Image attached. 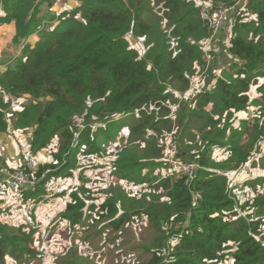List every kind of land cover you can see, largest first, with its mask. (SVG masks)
<instances>
[{
    "label": "trees",
    "instance_id": "trees-1",
    "mask_svg": "<svg viewBox=\"0 0 264 264\" xmlns=\"http://www.w3.org/2000/svg\"><path fill=\"white\" fill-rule=\"evenodd\" d=\"M36 1L0 0V23L14 27L16 40L26 37L37 23ZM75 1V10L34 47H27L25 59L3 64L0 133L9 127L4 118L5 95L16 100L28 97L31 103L15 112L19 118L10 123L14 129L31 131L28 146L33 153L58 136L52 162L39 165L34 174L36 180L45 181L47 173L70 176L79 167L80 157L100 154L97 135L91 130L98 122L126 115L135 118V125L124 129L131 138L151 129L164 136L170 130L160 127L173 123L182 133L174 147L176 157L198 165L192 182L176 170L178 176L173 179H154L167 192L165 201L132 198L127 206L110 195L97 206L85 207L73 193L65 208L70 224L83 220L88 209L108 217L107 224L115 230L135 226L138 218H144L156 243L146 264H264V196L257 189L264 179L246 183L256 195L238 205L230 182L220 174L241 172L260 153L256 147L264 140V93L256 88L250 94V88L264 77V0H247L242 11L238 7L242 0H199L200 4L197 0H161L160 6L153 7L141 0ZM218 2L232 8L220 30L226 25L230 28L227 42L219 37L220 31L210 40L209 17ZM129 38L143 40L142 56L130 46ZM203 42L211 50L224 51L215 52L218 56L212 58L206 74L197 78V69L207 61ZM225 55L230 58L228 65L214 69V61L221 62ZM173 91L185 99L171 115L167 102L174 98ZM250 107L253 124L244 131L228 126L233 112H246ZM192 121L201 138L192 131L195 141L189 145L183 134L191 131ZM86 146L89 150L83 151ZM217 147L227 152L225 160L212 155ZM148 149L146 162L130 155L117 156L114 169L119 168L121 179L141 184V172L162 163L165 146L154 144ZM4 170L0 157V173ZM194 195L200 198L194 200ZM248 203L256 208L255 217L240 215L250 208ZM36 256L31 233L0 222V264H6L7 258Z\"/></svg>",
    "mask_w": 264,
    "mask_h": 264
},
{
    "label": "rangeland",
    "instance_id": "rangeland-1",
    "mask_svg": "<svg viewBox=\"0 0 264 264\" xmlns=\"http://www.w3.org/2000/svg\"><path fill=\"white\" fill-rule=\"evenodd\" d=\"M141 1L149 3L151 7L160 6L163 3L161 0ZM197 2L200 4L199 0ZM154 10L157 12V8ZM77 19L80 20L78 15ZM36 20L37 23L32 31L30 30V33L24 38L18 37V40H16V33L12 25L0 23V70H3L2 66L4 63L12 64L19 59H25L24 52L27 47H34L46 33L52 30L51 27L57 21L61 22L59 19L55 20V18H50L41 13L38 16L36 15ZM129 43L139 55L142 56L144 54L145 48L142 39L129 38ZM203 45L206 52L205 59L208 61H206L204 68L199 67L197 69L198 76L205 75L211 65L212 58L217 57L216 53H219L220 50L224 51L223 48L211 50L207 42H203L202 47ZM222 45L224 47V44ZM217 73L219 74L220 70ZM194 87H197V84ZM256 88L261 89V94L264 93V77L250 88V94H253ZM173 94L174 98L167 102L171 109V115L177 110V104L185 99L183 95L177 92ZM174 100L177 102L175 103ZM4 103L5 106L3 108L6 114L4 118L9 123V127L5 133H0V155L5 167L4 158L15 161L16 166L10 168L12 171L6 169L1 176L7 171L12 173L19 170L24 163L26 153L31 151L28 146L31 131L14 129L13 124L10 123L14 119L19 118L15 116V112L23 110L24 107L31 103L29 98L24 97L16 100L5 95ZM251 110L252 108L250 107L246 112H233V115L231 114L228 119V126L244 131L247 125L254 123L250 115ZM181 122L185 124L187 120L181 119ZM135 123L136 119L127 115L114 118L107 123H96L91 130L95 132L94 135H97L96 144L100 150L99 155H91V161L81 159L79 167L73 170L70 176H51L50 173H47L45 179H42L45 181L36 180L38 181L35 187L36 194L29 196L27 192H22L19 199H16V203H6L0 200V222L7 228L22 229L25 233H31L32 248L37 253L34 259H23L22 257H14L16 259L7 258L6 264H146L148 262L152 257L156 243L153 241L155 237L154 231L144 218H138L135 221L138 224L135 226L115 230L107 224L109 218L101 216L97 210L90 211L88 209L83 220L78 219L77 224L73 226L70 224L71 219L68 217V213H65V204L67 202L71 203L73 193L79 195L81 203H84L85 207L97 206L98 203L104 202L110 195L118 198L121 204L125 206L130 204V199L132 198H135V200H143V198L148 200L156 199L161 202L166 200L167 192L159 187V184H157L159 180L154 179L162 177L173 179L178 176L176 172L178 168L164 163L163 158H161L159 160L162 162L160 165L154 166L153 169L146 168L141 172L144 178L141 184H131L127 180L121 179L120 175L122 174L119 173V168L114 169V162L119 154L130 155L139 159V161L146 162L144 161L145 159H150L148 148L152 149L154 144L165 146L164 160L168 159V157L172 158L173 155L170 154V150L176 144L179 145L180 137L182 136L181 129L175 130V126L172 123L160 127V129L170 130L164 136L151 129L139 138H131L127 135L126 130L131 126L133 127ZM222 124H224L223 121ZM188 126L191 131L186 130L185 132L187 133L183 135L185 141H189V145H191L195 141V134L198 140H200L201 134L198 132L196 121H192ZM192 131H195V134ZM179 132L180 137L177 140ZM57 138L58 136L52 139L45 149L41 150L44 158L41 165L52 162L53 155L57 149L56 143L59 144ZM261 143L259 147H256L255 151L259 152L261 150L260 153L251 158L241 172L233 173L230 179V187L233 188V194L237 198L238 205L243 204L256 195L253 188L247 186L246 183L254 178L261 177V179H264V174L261 173V171H264V140ZM82 150L87 151L89 147H83ZM33 155L37 166H39L36 152ZM212 155L218 161H223L227 156V152L217 147L213 150ZM52 172L54 171L52 170ZM132 177L138 178L137 174ZM260 185L261 187L257 189L264 196V181H261ZM6 188L11 197H14L15 195L11 190L8 187ZM6 188L3 187V190L7 191ZM45 192L47 193L45 194ZM0 194L3 195L4 192H0ZM24 194L28 198H25ZM3 205L7 206L4 210H2ZM246 206L250 208H245V211L240 212V215L255 217L256 208L253 207L252 203H248ZM172 243H175V241L171 240ZM149 247L151 249H148Z\"/></svg>",
    "mask_w": 264,
    "mask_h": 264
},
{
    "label": "built area",
    "instance_id": "built-area-1",
    "mask_svg": "<svg viewBox=\"0 0 264 264\" xmlns=\"http://www.w3.org/2000/svg\"><path fill=\"white\" fill-rule=\"evenodd\" d=\"M230 11L222 2L216 3L211 15L209 17V27H210V40L217 35V33L221 30L224 23L227 22V14ZM209 42V40H208ZM209 45V43H207ZM258 83V82H257ZM174 148V147H173ZM170 150V154L173 155L172 158L164 160V163H167L174 168H178V171L182 172L186 176V182H192L196 177V170L198 169L197 164H186L183 163L180 159L176 157V150ZM166 149L164 150V157H165ZM28 153V154H27ZM25 155L24 163L22 167L14 171L12 173L7 172L4 177V184L9 187L11 192L15 196H19L24 191H29L30 193H34L36 191V179L34 178V174L38 168L34 155L31 151H28ZM168 156V150H167ZM171 163V164H170ZM243 170V169H242ZM224 177L230 179L232 177V173L225 172L220 173ZM200 197L199 195H194L193 199L198 200Z\"/></svg>",
    "mask_w": 264,
    "mask_h": 264
},
{
    "label": "crops",
    "instance_id": "crops-1",
    "mask_svg": "<svg viewBox=\"0 0 264 264\" xmlns=\"http://www.w3.org/2000/svg\"><path fill=\"white\" fill-rule=\"evenodd\" d=\"M246 1L247 0H242L238 4V7H240L239 11L243 10V6L246 3ZM204 3H205V5H207L208 2H204ZM35 4H36L35 10H36V15L37 16L41 13V14H44V15L50 17V18H55V20H58V19L61 20L63 18V16H65V15L67 16V14L71 13L78 6V3L75 0H37L35 2ZM244 15L248 16L250 19L252 18V15H249V14H244ZM58 22L59 21H57L53 26L57 25ZM230 35H231L230 28H228V25H226L224 27V29L222 30V32L220 33L219 37L223 40V42H227L228 38L230 37ZM229 60H230V58L225 55L221 62L219 60L217 62L214 61V64H213L214 69L217 70L219 67H223V66L228 65ZM216 73H217V71L214 72V77L216 76ZM197 78H200V76H198ZM0 157L2 158L1 155H0ZM36 159L38 161V164L41 165V162L44 160L43 154H42L41 151L36 152ZM81 159L86 160V161H91V158L80 157L79 162H81ZM4 162L6 163L5 169H10V168H13V167L16 166V162L15 161L7 160V159L4 158ZM42 165H44V164H42ZM3 172L0 173V182H2V183H0V192H4V194L3 195L0 194V200L3 201V202L5 201L6 203H16V199H19L20 195L19 196H14L15 198L11 197V194L9 193V191L6 188L8 186L5 185L4 182H3L6 173L9 172V171H7L3 176H1V174H3ZM261 173L264 174V171H261ZM3 187H5L8 192L3 190ZM46 193L47 192H45V194ZM32 194H36V191L34 193H32ZM6 207H7L6 205H3L2 206V210H4Z\"/></svg>",
    "mask_w": 264,
    "mask_h": 264
},
{
    "label": "bare ground",
    "instance_id": "bare-ground-1",
    "mask_svg": "<svg viewBox=\"0 0 264 264\" xmlns=\"http://www.w3.org/2000/svg\"><path fill=\"white\" fill-rule=\"evenodd\" d=\"M227 8L230 9V11H229L228 14H227V22H228V20H229V14H230L232 8H230V7H227ZM227 22H226V23H227ZM226 23H224L223 26H224ZM223 26H222V27H223ZM221 29H222V28H221ZM205 53H206V52H205ZM206 60H207V59H206ZM207 61H208V60H207Z\"/></svg>",
    "mask_w": 264,
    "mask_h": 264
}]
</instances>
